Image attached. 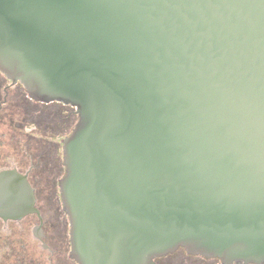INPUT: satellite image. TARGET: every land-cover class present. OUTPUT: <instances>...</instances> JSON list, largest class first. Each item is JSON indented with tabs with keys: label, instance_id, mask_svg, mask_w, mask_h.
<instances>
[{
	"label": "water",
	"instance_id": "obj_1",
	"mask_svg": "<svg viewBox=\"0 0 264 264\" xmlns=\"http://www.w3.org/2000/svg\"><path fill=\"white\" fill-rule=\"evenodd\" d=\"M0 72L76 109L77 264H264V0H0ZM32 213L27 176L1 171L0 218Z\"/></svg>",
	"mask_w": 264,
	"mask_h": 264
},
{
	"label": "flooded vegetation",
	"instance_id": "obj_2",
	"mask_svg": "<svg viewBox=\"0 0 264 264\" xmlns=\"http://www.w3.org/2000/svg\"><path fill=\"white\" fill-rule=\"evenodd\" d=\"M77 121L74 107L58 102L37 103L27 96L21 84H13L0 72V128H7V132L1 133V138L14 136L26 146L27 140L38 139L42 146L45 143L49 146V150L42 149L0 170L16 169L27 176L40 212L29 214L19 221L0 218V264H77L71 257L69 218L64 210H50L57 195L53 186L57 183L60 194L59 181L65 175L62 141L71 134ZM60 137L61 144L57 141ZM59 174L61 178L57 179ZM42 188H45L44 200ZM49 194L47 201L45 199ZM155 263L223 264L217 258L190 255L182 248L155 259Z\"/></svg>",
	"mask_w": 264,
	"mask_h": 264
},
{
	"label": "rangeland",
	"instance_id": "obj_3",
	"mask_svg": "<svg viewBox=\"0 0 264 264\" xmlns=\"http://www.w3.org/2000/svg\"><path fill=\"white\" fill-rule=\"evenodd\" d=\"M14 127V126H13ZM12 131H15L14 128H12ZM2 132H7V128H0V170L5 168L8 165H13L15 162H19V160L25 158L26 156L29 158V155L31 154H35V153H39L40 151L43 150H49V146L47 145V143H45L44 146H42V143L40 141H38V139H34V140H27L28 145L26 146V144L21 140L18 139L14 136H12L11 138H1V133ZM61 137L57 139L58 143L59 141H61ZM61 144V143H59ZM43 149V150H42ZM60 157H62V145H60ZM61 175L59 174L58 178ZM57 183L55 184V186H53V188L56 191V196H54V200L52 202V208L50 210H61L63 211V204L61 202V198H60V194L58 191V187ZM41 190V196L43 195V192L45 190V188L40 189ZM55 193V192H54ZM47 200L50 199V194L46 196ZM42 199L44 200V196H42ZM42 200V201H43ZM56 201H57V206H56ZM61 202V203H59ZM42 205L45 207V203L42 202ZM62 219H60L61 222ZM59 221V220H58ZM68 221V219L66 220ZM63 223V221L61 222ZM60 226H62V224H59Z\"/></svg>",
	"mask_w": 264,
	"mask_h": 264
}]
</instances>
